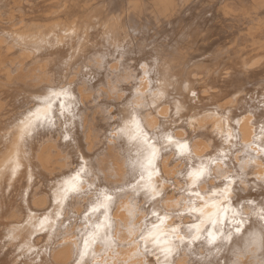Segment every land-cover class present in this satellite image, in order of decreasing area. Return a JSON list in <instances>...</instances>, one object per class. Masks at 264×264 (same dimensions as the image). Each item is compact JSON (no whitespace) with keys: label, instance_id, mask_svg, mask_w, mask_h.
Here are the masks:
<instances>
[{"label":"bare ground","instance_id":"6f19581e","mask_svg":"<svg viewBox=\"0 0 264 264\" xmlns=\"http://www.w3.org/2000/svg\"><path fill=\"white\" fill-rule=\"evenodd\" d=\"M262 216L264 0H0V264H262Z\"/></svg>","mask_w":264,"mask_h":264},{"label":"snow or ice","instance_id":"6c2138e0","mask_svg":"<svg viewBox=\"0 0 264 264\" xmlns=\"http://www.w3.org/2000/svg\"><path fill=\"white\" fill-rule=\"evenodd\" d=\"M196 178H197V180H202V179H204V177H203V175H197L196 176ZM195 195H197V196H199L200 195V193L197 191V192H195L194 193ZM110 198V197H109ZM94 211H95V209H94ZM262 219H264V216H262L261 217ZM192 228H197V226L196 225H193V226H191L190 228H189V232L191 233V238L192 239H194V240H197V241H199V240H201V237L199 236V235H197L196 234V232H193L192 231ZM237 232H239V229H237ZM261 243L262 244H264V229H261ZM231 235V233H229V236ZM215 240H216V237L213 235V233H212V231L211 230H209L208 232H207V240H206V242H208V243H215ZM167 255V252L165 253V256ZM159 259V258H158ZM262 264H264V261H262Z\"/></svg>","mask_w":264,"mask_h":264}]
</instances>
